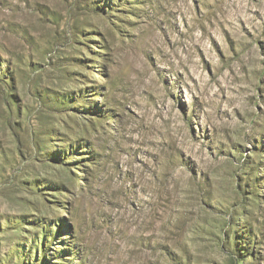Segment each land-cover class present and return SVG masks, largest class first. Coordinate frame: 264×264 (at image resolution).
I'll return each mask as SVG.
<instances>
[{"label":"rangeland","instance_id":"374dc122","mask_svg":"<svg viewBox=\"0 0 264 264\" xmlns=\"http://www.w3.org/2000/svg\"><path fill=\"white\" fill-rule=\"evenodd\" d=\"M0 264H264V0H0Z\"/></svg>","mask_w":264,"mask_h":264}]
</instances>
